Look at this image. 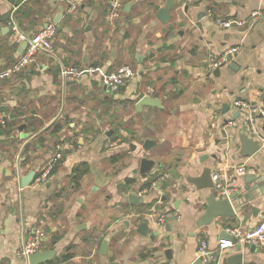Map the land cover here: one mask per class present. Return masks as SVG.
Returning a JSON list of instances; mask_svg holds the SVG:
<instances>
[{
	"label": "crops",
	"instance_id": "1",
	"mask_svg": "<svg viewBox=\"0 0 264 264\" xmlns=\"http://www.w3.org/2000/svg\"><path fill=\"white\" fill-rule=\"evenodd\" d=\"M172 1L169 19L161 22L155 12L165 0H124L112 21L107 0H85L71 12L66 0H0V69L23 49L10 23L28 36L47 16L57 17L58 58L86 68L96 63L62 85L55 59L38 53L0 78V264H28L17 250L37 226L44 229L40 250L54 249L53 260L72 244L66 264H193L200 237L216 250L222 228L248 231L264 213L263 189L247 188L248 173L232 168L246 162L252 174L264 176V137L251 156H241L238 144L242 126L252 128L250 135L264 134V113L250 118L235 105L241 100L264 110V0ZM223 20L230 25L221 26ZM231 48L214 74L208 57ZM125 63L134 75L111 92L102 76ZM148 88L159 104L136 107ZM146 138L154 144L144 150ZM60 143L63 155L48 180L20 186V177L30 170L36 177ZM143 156L156 164L145 177L139 173ZM216 164L234 188L235 220L220 216L197 226L206 196L215 191L196 189L186 176ZM163 172L168 178L153 184ZM129 192L143 202H129ZM151 209L176 214L170 230L166 221L159 226L144 217ZM143 220L146 234L136 231ZM237 244L214 252L209 264L238 251L242 264H264V245L251 251L250 244Z\"/></svg>",
	"mask_w": 264,
	"mask_h": 264
},
{
	"label": "built area",
	"instance_id": "2",
	"mask_svg": "<svg viewBox=\"0 0 264 264\" xmlns=\"http://www.w3.org/2000/svg\"><path fill=\"white\" fill-rule=\"evenodd\" d=\"M85 0H66L67 2V12L73 11ZM124 0H107V13L106 17L108 20H115L119 13L122 11ZM231 20L220 21L221 26H229ZM12 30L14 31L13 40L16 43L26 42L25 47L17 55V57L10 62L7 66L0 69V78H4L13 73L22 70L25 66L31 63L38 53H44L48 57L55 59L59 74L61 78L62 85L66 82L76 79L84 70H92L93 66L83 67L73 64H67L58 58L55 54L53 48V39L57 31V22L54 21L52 16H47L45 18L44 24L34 31L31 35H24L19 31V28L15 21L10 23ZM236 48H231L227 52L219 57L209 56L208 65L211 68H215L223 64L227 59L226 55L234 52ZM134 75V69L127 63L121 64L115 70L110 72H105L102 76V82L108 90L111 92L118 91L126 81ZM147 94H151V90L148 88ZM235 105L243 106L248 110V114L251 118L252 114L264 113V110L252 105L249 102L236 100ZM5 122V114L0 109V125ZM246 128V126H245ZM248 131H252V128L248 126ZM247 131V130H246ZM247 131V132H248ZM249 133V132H248ZM63 155V145L62 143L56 145V150L48 160L46 166L42 168L39 174L34 177L35 182L38 184L45 183L48 180L49 175L54 167L60 162ZM236 174H252L255 172L253 166L247 164L246 162H239L232 167ZM169 174L163 172L158 174L153 179V184L161 185L162 181L168 178ZM212 179L214 182L215 193L219 197H227L234 192V188L226 182L223 181L222 171L219 165H215L212 169ZM171 214L170 211H156V209H151L145 214L144 217L150 218L155 221L157 225H162L167 217ZM226 231L230 235L236 238V242L242 244H254L256 246L264 245V213L260 216L257 223L248 231L243 232L239 227H228ZM44 238V229L40 226L34 227L27 232L26 240L18 247L17 255L27 261L28 255L34 251L41 249V243ZM233 245L231 239H221L218 243L216 250H211L207 240L204 237H200L197 245L196 257L200 259L203 264H209L214 259V252L222 251L224 248ZM52 264H63V262L52 263Z\"/></svg>",
	"mask_w": 264,
	"mask_h": 264
},
{
	"label": "water",
	"instance_id": "3",
	"mask_svg": "<svg viewBox=\"0 0 264 264\" xmlns=\"http://www.w3.org/2000/svg\"><path fill=\"white\" fill-rule=\"evenodd\" d=\"M13 1V0H10ZM128 3H126L127 5ZM173 1L172 0H165V3L163 6L159 7L155 12V17L160 20L161 22H165L169 19L170 13L169 10L172 7ZM54 21L57 22V17L54 18ZM26 45L25 41H22L20 44L21 48H24ZM20 50V49H19ZM229 55H226V59ZM226 62V61H225ZM224 62V63H225ZM223 63V64H224ZM223 64L217 66L214 68L213 73L218 74L219 67ZM234 62H229V66L234 68ZM106 88V87H105ZM158 105L159 100L157 98L152 97L149 94L142 95L136 102V107H140V105ZM240 107V106H239ZM251 116H256L257 118L261 117L262 114H252ZM263 132H264V125H263ZM110 132H107V135H109ZM256 136V137H255ZM264 134L262 132H258L256 134H248L246 131V128L242 126L238 131V144H239V154L243 157L251 156L253 155L259 148H260V141L263 139ZM154 144V141L152 139H144L142 142V148L144 150L149 149V147ZM213 158H216V156H212ZM155 162L151 158H148L146 156H143L140 159L139 163V173L142 177H145L147 173H149L152 168L155 167ZM35 177V171L30 170L25 175L21 176L19 179L20 186L24 187L27 186ZM186 179L188 182L194 185L196 189H203V188H209L212 190H215L214 188V182L212 179V167L210 165H204L202 170L196 174V175H187ZM245 181H246V187L253 186L252 188H258L260 190V187L263 189L262 192H264V176L262 175H256V174H247L245 175ZM235 193L229 195V198L227 197H219L216 193L211 192L209 193L205 198V209L204 212L197 218L196 225L197 226H203L206 224H209L213 222L215 219H217L220 216H227L232 221L235 220V210L234 206L232 205L231 198L235 197ZM126 198L129 202H143L142 196H139L135 192H129L126 195ZM175 206V205H174ZM254 211V210H253ZM176 218V214H170L167 219L166 223L164 224V228L166 230H170V224L169 222ZM81 226H78L79 228H83L84 224H80ZM149 225L148 222L145 220L141 221L138 226L136 227V231L141 234H146L148 231ZM153 234H157L156 230L152 231ZM220 235L223 237L221 239H231L232 243L236 246L235 248H238V244L236 242V238L229 234V232L226 231L225 228H222L220 230ZM107 242L108 238L104 237L100 243L99 246V253L105 254L107 250ZM249 249L251 251H254L256 249V245L250 244ZM239 250V249H238ZM167 254H169L170 250H166ZM56 254V251L54 249H42L37 250L28 255L27 262L28 264H46L50 262ZM242 252H234L231 254H226L222 256L221 258V264H242ZM112 264H115V262H112ZM193 264H203L199 258H196L193 262Z\"/></svg>",
	"mask_w": 264,
	"mask_h": 264
},
{
	"label": "trees",
	"instance_id": "4",
	"mask_svg": "<svg viewBox=\"0 0 264 264\" xmlns=\"http://www.w3.org/2000/svg\"><path fill=\"white\" fill-rule=\"evenodd\" d=\"M92 65L94 66V65H96V63H92ZM59 124H56V125H54V130L55 129H57V128H59ZM58 165V164H57ZM55 168L56 167H54L53 169H52V171H51V173L55 170ZM153 181V180H152ZM151 181V182H152ZM151 182L149 183H147V186H149L150 184H151ZM72 248V244H68L65 248H64V250H63V252L60 254V256H58L55 260H51L50 262H48V264H52V263H59V262H63V264H66V262L68 261V259H70V257L72 256V252L70 251V249Z\"/></svg>",
	"mask_w": 264,
	"mask_h": 264
},
{
	"label": "rangeland",
	"instance_id": "5",
	"mask_svg": "<svg viewBox=\"0 0 264 264\" xmlns=\"http://www.w3.org/2000/svg\"><path fill=\"white\" fill-rule=\"evenodd\" d=\"M158 115H159L161 118H162V117H165V114H163V113H161V114L159 113ZM76 135H78V134L76 133L75 136H76ZM130 139L132 140L131 137H130V138H127L128 141H129ZM132 141H133V140H132ZM158 151H159V150H158Z\"/></svg>",
	"mask_w": 264,
	"mask_h": 264
}]
</instances>
